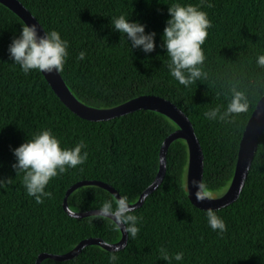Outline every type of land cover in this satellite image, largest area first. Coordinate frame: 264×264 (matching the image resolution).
I'll list each match as a JSON object with an SVG mask.
<instances>
[{"label": "trees", "instance_id": "1", "mask_svg": "<svg viewBox=\"0 0 264 264\" xmlns=\"http://www.w3.org/2000/svg\"><path fill=\"white\" fill-rule=\"evenodd\" d=\"M45 30L56 29L69 42L68 57L60 71L74 95L87 105L109 108L137 96L165 97L191 120L203 149V183L210 192L225 191L237 163L240 142L256 105L264 94V68L256 57L264 54V0H211L202 6L212 22L202 45L207 77L190 87L180 85L167 69L161 34L167 11L176 0H20ZM198 4L200 0H181ZM125 15L156 32L151 53L132 49L110 24L112 16ZM24 20L0 2V264H36L43 252L63 254L83 239L100 237L118 242L122 231L93 216L76 218L64 209L67 190L81 180L112 185L129 203H135L155 180L164 140L178 124L167 115L139 109L108 120L93 121L70 110L55 93L43 72L24 74L7 51L19 35ZM85 58L78 60L80 51ZM245 92L247 111L233 114L229 122L208 120L203 113L219 106L224 110L231 89ZM48 128L62 147L81 140L88 158L52 178L45 190L52 192L37 204L26 194L23 173L12 164V148L40 129ZM189 151L178 138L166 153L162 183L135 209L140 217L135 239L115 254V264H168L160 258L163 246L169 254L183 252L172 264H264V132L239 198L213 209L226 224L218 234L207 224L206 210L188 195L186 175ZM116 197L98 185L76 189L68 199L78 212L97 209ZM113 251L88 245L76 257L41 264H109Z\"/></svg>", "mask_w": 264, "mask_h": 264}, {"label": "clouds", "instance_id": "2", "mask_svg": "<svg viewBox=\"0 0 264 264\" xmlns=\"http://www.w3.org/2000/svg\"><path fill=\"white\" fill-rule=\"evenodd\" d=\"M159 2V0H158ZM169 17L161 34V47L166 49L168 57L167 69L170 76L180 85L190 87L197 80L207 77L203 70L205 53L202 45L208 36L212 22L202 6L211 8V0H200L198 4L182 3L181 0L168 4ZM110 24L118 30L129 43L131 50L139 48L145 53H151L156 47V32H146V25L131 20L121 14L112 16ZM37 24H21L18 36H15L8 46L9 58L13 64L19 65L24 74L31 70L39 72H60L69 55V42L63 39L56 29L45 30L43 35L38 34ZM85 58V52H79L77 59ZM256 64L264 68V54L256 57ZM231 98L223 111L219 106L203 113L208 120L229 122L233 114L247 111L248 98L245 92L231 89ZM86 144L83 140L73 147H62L61 141L51 129L44 128L35 132L31 139L25 140L19 146L12 148L15 161L12 168L17 175L23 173L22 183L26 194L34 197L40 204L44 198H51L52 192L46 191L49 181L67 169L83 165L88 158ZM11 183V178H0V186ZM197 200L212 199V193L202 180H192ZM242 187V186H241ZM135 208L130 205L126 196L113 197L103 201L91 216L95 219L108 221L115 230L126 232L131 239H135L139 232L140 217L134 214ZM208 226L223 234L226 231L224 220L212 208L206 210ZM106 243V242H105ZM119 248L109 255V264H115L118 256L115 254ZM160 258L172 264V261H181L183 252L170 255L168 250L161 246Z\"/></svg>", "mask_w": 264, "mask_h": 264}, {"label": "water", "instance_id": "3", "mask_svg": "<svg viewBox=\"0 0 264 264\" xmlns=\"http://www.w3.org/2000/svg\"><path fill=\"white\" fill-rule=\"evenodd\" d=\"M1 3L13 10L19 15L25 23L37 24L40 35L44 34V27L38 21V19L32 14V12L20 1V0H0ZM47 81L61 99V101L74 113L85 119L100 121L108 120L117 116L124 115L129 112H133L139 109H151L161 112L178 124V129L172 132L163 142L160 152V168L155 180L150 184L140 195L139 199L130 205L135 209L140 207L146 197L158 188L162 183L166 173V153L171 143L178 139L183 138L186 140L189 151L188 166L186 183L188 195L191 201L202 209H218L235 202L246 183L250 168L252 166L256 151L258 149L259 140L264 132V94L258 101L256 108L254 109L251 117L248 120L246 128L244 130L239 153L237 157V163L233 178L226 188V190L212 199L205 198L204 200H197L195 197V187L192 185V180H202L204 171V154L200 141L195 132V128L189 119L188 115L179 108L171 100L154 94H145L137 96L131 100H128L117 106L109 108H97L90 106L80 101L74 93L70 90L67 83L60 72L53 70L52 72H43ZM85 185H98L111 191L115 196H121L117 189L112 185L99 181V180H81L73 184L66 192L63 206L65 211L72 217L83 218L90 216L92 212L97 209L78 212L69 207V196L79 187ZM242 186V187H241ZM122 231V230H121ZM106 242V243H105ZM128 242V234L122 231V238L115 243H109L100 237H90L83 239L72 250L63 253L55 254L43 252L39 255L36 264H41L44 259L51 258L57 261H65L72 259L80 254V252L88 245H100L106 250L113 251L117 248L123 249Z\"/></svg>", "mask_w": 264, "mask_h": 264}, {"label": "rangeland", "instance_id": "4", "mask_svg": "<svg viewBox=\"0 0 264 264\" xmlns=\"http://www.w3.org/2000/svg\"><path fill=\"white\" fill-rule=\"evenodd\" d=\"M211 193H212V197H216L218 195H221L223 193V191L222 190L221 191H213Z\"/></svg>", "mask_w": 264, "mask_h": 264}]
</instances>
